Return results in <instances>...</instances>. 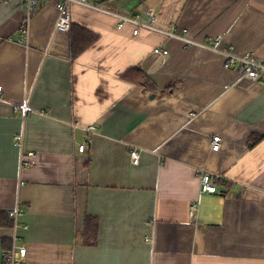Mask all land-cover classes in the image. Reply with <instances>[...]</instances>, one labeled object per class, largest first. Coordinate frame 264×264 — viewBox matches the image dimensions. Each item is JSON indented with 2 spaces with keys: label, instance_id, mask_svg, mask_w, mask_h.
<instances>
[{
  "label": "crops",
  "instance_id": "1",
  "mask_svg": "<svg viewBox=\"0 0 264 264\" xmlns=\"http://www.w3.org/2000/svg\"><path fill=\"white\" fill-rule=\"evenodd\" d=\"M93 1L120 14L154 8L161 30L200 43L222 37L223 48L264 58V0ZM56 4L41 2L20 44L26 14L0 0V220L11 222L0 225V264L19 204L26 264H264V81L77 5L72 25L98 41L74 57L71 33L55 30ZM130 70L154 88L126 80ZM25 103L23 117L15 109ZM200 172L225 178L219 193L200 195Z\"/></svg>",
  "mask_w": 264,
  "mask_h": 264
},
{
  "label": "built area",
  "instance_id": "2",
  "mask_svg": "<svg viewBox=\"0 0 264 264\" xmlns=\"http://www.w3.org/2000/svg\"><path fill=\"white\" fill-rule=\"evenodd\" d=\"M3 2H13L17 1L21 5L22 9L26 14V22L20 29V39L18 43L27 44L29 40V24L32 17L40 9L41 2L47 0H2ZM57 2V10L59 12V17L56 22L55 30L61 32H70L72 27V6L77 5L85 7L94 11H98L116 18L119 21V27L124 25H132L135 30L134 34L138 35L143 30H148L152 32L161 33L164 36L180 40L187 44L188 46L200 47L205 50H209L213 53L221 55L225 59L224 67L227 70H235L239 73L242 80L247 79L253 82L264 81V58L257 59L253 56L246 55L240 56L233 52L231 48H223L222 37H216L210 42L200 43L195 40L188 39L184 36L177 35L172 31H165L157 28V13L156 9H146L142 10L138 14H120L116 12H111L104 9L98 3L93 0H55ZM156 54L168 55L167 50L156 49ZM3 89L0 87V98H2ZM17 113H21L23 117L26 116L28 112L27 103L17 106L15 109ZM75 128L80 127V125L74 124ZM88 134V141L79 147L80 152L87 151L89 149V141L91 137L96 133L97 128L95 126L82 128ZM15 140L18 141V146L21 149V167L29 168L31 166V161L24 160V154L22 153V142L24 137L16 136ZM211 150L213 152H219L221 150V137L215 136L211 141ZM29 158H33V154H29ZM130 159L133 165H138L140 163V153L138 150L134 149L130 153ZM200 195L202 194H216L219 193V185L225 181V178L219 175L210 174L208 172H200ZM25 210L20 206V204L10 213V218L13 221V230L11 236V246L3 251V261L4 264H26L27 259V248L23 244V238L20 234L21 230H27L28 227H22L19 223V218ZM200 212V202H193L189 209V217L192 220H197ZM154 221H150L149 224H153Z\"/></svg>",
  "mask_w": 264,
  "mask_h": 264
},
{
  "label": "trees",
  "instance_id": "3",
  "mask_svg": "<svg viewBox=\"0 0 264 264\" xmlns=\"http://www.w3.org/2000/svg\"><path fill=\"white\" fill-rule=\"evenodd\" d=\"M70 33H71L72 51H73L74 57L86 51L89 47L93 46L98 41L97 35L79 26L72 25ZM124 78L128 80L129 82L141 85L145 87L146 89L154 88L148 76L139 70H130L129 72L125 74ZM91 224L92 223L89 222L88 226L90 227ZM0 225L11 226V222L9 219L6 221L0 220ZM94 232L96 235V228H94Z\"/></svg>",
  "mask_w": 264,
  "mask_h": 264
},
{
  "label": "water",
  "instance_id": "4",
  "mask_svg": "<svg viewBox=\"0 0 264 264\" xmlns=\"http://www.w3.org/2000/svg\"><path fill=\"white\" fill-rule=\"evenodd\" d=\"M155 96H152V98H154Z\"/></svg>",
  "mask_w": 264,
  "mask_h": 264
}]
</instances>
